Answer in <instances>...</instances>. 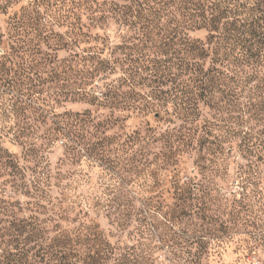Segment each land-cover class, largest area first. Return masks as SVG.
I'll use <instances>...</instances> for the list:
<instances>
[{"label":"rangeland","instance_id":"1","mask_svg":"<svg viewBox=\"0 0 264 264\" xmlns=\"http://www.w3.org/2000/svg\"><path fill=\"white\" fill-rule=\"evenodd\" d=\"M79 1L0 0V150L26 169L17 176L0 162V264L20 250L26 222L43 247L69 235L57 250L70 264H189L202 251L200 264H264V148L244 145L264 131V63L228 64L234 78L209 104L147 108L173 86L154 76L170 56L152 47L161 38L112 6L129 0H86L93 14ZM224 2L248 18L254 0ZM90 56L108 67L85 84ZM188 79L179 77L185 90ZM191 186L211 191L213 223L181 214Z\"/></svg>","mask_w":264,"mask_h":264},{"label":"trees","instance_id":"2","mask_svg":"<svg viewBox=\"0 0 264 264\" xmlns=\"http://www.w3.org/2000/svg\"><path fill=\"white\" fill-rule=\"evenodd\" d=\"M132 6H112L122 13L121 17L125 21L130 18L137 19L130 22V25H140V30L147 38L152 39L154 36H159L162 40L157 44L152 40V47L166 49V55L170 56L165 61H155L158 63V68L163 69L158 78H168L173 86L167 91H157L153 100H146L145 106L147 108H154L156 103L167 105L173 103L175 114H182L184 110V103L190 104V109L197 107V97L202 101L211 103L215 98L217 92H226L227 80L232 81L234 75H226L225 71L235 74L233 69L227 67L230 63H237L245 61L248 66L257 72V69L264 63V0H254L251 15L248 18L241 16L237 10L233 9L229 4H225L224 0H129ZM74 3V2H73ZM84 5L92 12H96L91 4H87L84 0ZM80 1L77 0L75 8L80 7ZM102 11V10H101ZM41 23V22H40ZM38 25V24H37ZM41 25V24H40ZM41 27V26H40ZM205 32V38L202 39L197 32ZM2 34L0 33V44ZM105 47V43H104ZM240 52H236V49ZM209 59V63H208ZM239 59V60H238ZM176 60V61H174ZM90 69L84 76L85 84H90L97 73L105 70L108 66L99 57H89ZM227 67V68H225ZM188 75L189 85L185 90L183 85L179 82V77ZM111 87L108 88L104 99L110 102L115 99L116 90ZM256 92L261 90L260 86H255ZM234 98V88L229 89ZM187 98V101L184 98ZM249 97V105H252ZM152 99V98H151ZM261 110L264 111V102ZM205 140L209 141V138ZM204 140V142H206ZM252 141V142H251ZM213 143V142H212ZM251 148H258L260 145L264 148V131L258 136L250 135L245 137L244 145H250ZM264 157L263 153L259 155ZM5 160L6 166L12 169L14 175H22L25 170L20 168L14 162L5 150H0V162ZM37 189L36 182H31ZM32 189V186L31 188ZM198 188L191 186L185 190L182 196L183 208L181 214L192 221L194 217L200 215L207 219L208 223L214 222V217L209 213L210 207L208 201L212 199L211 191H202V194H197ZM31 195L34 199L38 197L36 193ZM1 200V194H0ZM192 219V220H191ZM27 236L21 241V246L18 244L20 250L15 253L7 251V264H33L35 258L40 257L42 261L47 260L51 264H70L64 262L66 254L61 249L57 250L59 245L66 247L68 236L60 235L55 240L59 241V245L53 247H43L40 242L43 237L36 225L26 222ZM79 238L80 234H76ZM35 237V246L28 247L29 242ZM75 237V236H74ZM38 239V240H37ZM204 236H190L189 241L196 242L204 247ZM69 241V240H68ZM38 246V250H36ZM16 249V248H15ZM203 252V251H202ZM202 252L199 253L193 261L189 264H200ZM200 254V255H199ZM55 256V258L50 259ZM49 258V259H48ZM33 261V263H32Z\"/></svg>","mask_w":264,"mask_h":264}]
</instances>
